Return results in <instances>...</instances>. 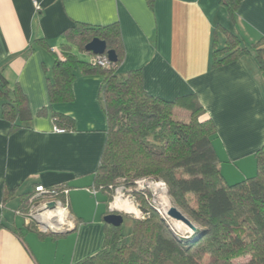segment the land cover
Instances as JSON below:
<instances>
[{"label": "crops", "instance_id": "crops-1", "mask_svg": "<svg viewBox=\"0 0 264 264\" xmlns=\"http://www.w3.org/2000/svg\"><path fill=\"white\" fill-rule=\"evenodd\" d=\"M115 24L124 46L119 78L142 69L150 96L172 102L196 95L216 127L213 145L225 180L235 184L257 174L264 73L254 52L212 69V51L216 30L219 47L226 46L218 27L246 46L263 39L264 0H243L234 20L222 0H0V73L11 91L24 94L30 114L12 131L1 113L8 99L0 98V264H77L104 247L111 201L94 184L107 141L104 78L77 69L73 100L59 104L50 102L49 81L65 47L92 62L93 54L68 42L70 29ZM55 114L74 120V129L56 132L63 127ZM37 185L70 188L75 230L42 235L16 214Z\"/></svg>", "mask_w": 264, "mask_h": 264}, {"label": "trees", "instance_id": "trees-1", "mask_svg": "<svg viewBox=\"0 0 264 264\" xmlns=\"http://www.w3.org/2000/svg\"><path fill=\"white\" fill-rule=\"evenodd\" d=\"M242 2L222 0L232 20ZM218 29L226 36V46L219 47L216 30L212 69L254 52L264 73V38L246 46L235 34ZM95 38L115 51L118 67L124 59V46L117 24L79 25L67 33L68 42L81 51ZM69 49L64 48V59L57 58L53 67L49 81L51 104L73 100L77 69L84 75L104 78L102 97L108 130L94 174L95 188L112 201L114 188L121 182L130 185L142 177L160 179L168 186L174 204L199 228L191 236L178 237L157 212L144 205L150 216L133 221L131 242L123 238L120 228L106 224L103 249L77 264H204L206 258L207 264H264V146L256 154L257 174L229 184L213 145L216 127L196 95L172 102L150 96L143 86L142 69L130 71L121 79L117 69L82 62ZM3 97L8 101L1 106L2 116L16 131L17 120L30 118L26 98L19 88L11 91L0 73ZM54 119L65 131L74 129L70 117L55 114ZM29 196H23L21 208Z\"/></svg>", "mask_w": 264, "mask_h": 264}, {"label": "built area", "instance_id": "built-area-1", "mask_svg": "<svg viewBox=\"0 0 264 264\" xmlns=\"http://www.w3.org/2000/svg\"><path fill=\"white\" fill-rule=\"evenodd\" d=\"M34 5L39 8L37 1H34ZM92 63L106 69H117L116 64L110 61L107 54L94 55ZM55 131L65 132L61 128H56ZM168 194V186L160 179L142 177L130 185L121 182L114 188L110 210L137 220H145L150 213L144 211L141 203L143 202L148 208L162 216V197L168 198ZM118 198L129 201L136 212L130 213L126 210L115 209L113 203ZM51 203L55 206L49 209L47 206ZM16 214L25 218L32 229L42 235L69 233L77 227L76 218L70 208V188L66 185H37L24 207L16 211Z\"/></svg>", "mask_w": 264, "mask_h": 264}, {"label": "water", "instance_id": "water-1", "mask_svg": "<svg viewBox=\"0 0 264 264\" xmlns=\"http://www.w3.org/2000/svg\"><path fill=\"white\" fill-rule=\"evenodd\" d=\"M85 50L88 53H91L93 55H103L107 54L110 61L113 63L117 62V55L114 50H110L108 48V45L105 41L100 40L98 38L93 39L91 42H89L85 46ZM54 203L49 204L47 207L49 209L54 208ZM161 218L166 222V218L170 220H174L177 222H182L190 229V234H195L198 231V226L189 218L187 217L178 207L172 206L170 207L167 216H164L162 213ZM104 221L106 224L115 227V228H121L124 222L123 215L117 212H110L107 216L104 217ZM64 234H56L57 236H62Z\"/></svg>", "mask_w": 264, "mask_h": 264}, {"label": "rangeland", "instance_id": "rangeland-1", "mask_svg": "<svg viewBox=\"0 0 264 264\" xmlns=\"http://www.w3.org/2000/svg\"><path fill=\"white\" fill-rule=\"evenodd\" d=\"M167 200H168V203L171 204V207L172 206H176L174 204V201L172 200V198L170 197L169 194H168ZM141 203L144 206V203L143 202H141ZM167 209H169V208H167ZM183 213L188 217V215L185 212H183ZM122 215H123V218H124V222H123V225L120 228V232L122 233V236H123V238L126 241L131 242L132 234H133V221L135 220V218L131 217V216H128V215H124V214H122ZM173 222L174 221L166 218V224H167L168 228L171 230V232L173 234H175L178 237L191 236V234L188 231H184V232L178 231L179 230V226L176 225ZM208 260H209L208 258L204 259L203 263L207 264Z\"/></svg>", "mask_w": 264, "mask_h": 264}, {"label": "bare ground", "instance_id": "bare-ground-1", "mask_svg": "<svg viewBox=\"0 0 264 264\" xmlns=\"http://www.w3.org/2000/svg\"><path fill=\"white\" fill-rule=\"evenodd\" d=\"M113 207L115 209H117V210H126L127 212H130V213H135L136 212L135 208L131 205V203H129V201L123 200L121 198H118L116 200V202L113 203ZM170 207H171V204L168 203L167 197L163 196L162 197V213H163L164 216H167ZM167 208H169V209H167ZM173 223H175L176 225L179 226V230L178 231H180V232H184V231L190 232V229L185 224H183L182 222L174 221Z\"/></svg>", "mask_w": 264, "mask_h": 264}]
</instances>
